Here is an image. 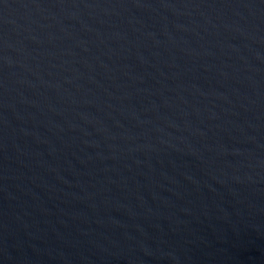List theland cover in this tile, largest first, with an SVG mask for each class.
<instances>
[{
    "label": "water",
    "instance_id": "95a60500",
    "mask_svg": "<svg viewBox=\"0 0 264 264\" xmlns=\"http://www.w3.org/2000/svg\"><path fill=\"white\" fill-rule=\"evenodd\" d=\"M0 264H264V0H0Z\"/></svg>",
    "mask_w": 264,
    "mask_h": 264
}]
</instances>
